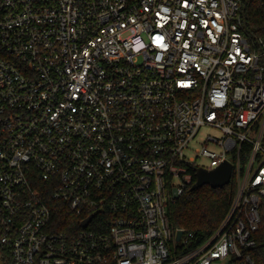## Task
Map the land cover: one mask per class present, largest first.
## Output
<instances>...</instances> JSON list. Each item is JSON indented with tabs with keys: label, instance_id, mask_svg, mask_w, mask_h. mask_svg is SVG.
Wrapping results in <instances>:
<instances>
[{
	"label": "built area",
	"instance_id": "obj_1",
	"mask_svg": "<svg viewBox=\"0 0 264 264\" xmlns=\"http://www.w3.org/2000/svg\"><path fill=\"white\" fill-rule=\"evenodd\" d=\"M243 1L0 0L2 264H257L264 43ZM204 126L222 137L193 148ZM226 162L229 212L193 245L169 209Z\"/></svg>",
	"mask_w": 264,
	"mask_h": 264
},
{
	"label": "trees",
	"instance_id": "obj_2",
	"mask_svg": "<svg viewBox=\"0 0 264 264\" xmlns=\"http://www.w3.org/2000/svg\"><path fill=\"white\" fill-rule=\"evenodd\" d=\"M246 1L247 3L245 0L243 2L246 6L247 32L254 39L264 43V0ZM191 187L185 191L177 203L171 205L169 220L174 228L184 229L187 234L192 233L193 245H197L212 236L226 217L236 193V181L233 178L230 184L218 189L205 185L191 191ZM50 203L54 206L56 202ZM64 213L61 210L62 216L54 215V220L59 223L56 228L58 230H63ZM261 214L263 220L256 234L258 246L251 252L257 264H264V201ZM0 256H2L1 251ZM3 262L9 264L4 258Z\"/></svg>",
	"mask_w": 264,
	"mask_h": 264
},
{
	"label": "water",
	"instance_id": "obj_3",
	"mask_svg": "<svg viewBox=\"0 0 264 264\" xmlns=\"http://www.w3.org/2000/svg\"><path fill=\"white\" fill-rule=\"evenodd\" d=\"M245 3H247L246 0ZM244 12H246V6L244 7ZM232 173H233V167L228 162L224 163L223 165H221L220 167H218L213 171L199 169L197 172V181L191 187V191L199 189L200 187H203L205 185H209L213 189L222 188L231 183ZM182 234L183 233L181 231L178 233V240L181 238ZM0 264H2L1 259H0Z\"/></svg>",
	"mask_w": 264,
	"mask_h": 264
},
{
	"label": "rangeland",
	"instance_id": "obj_4",
	"mask_svg": "<svg viewBox=\"0 0 264 264\" xmlns=\"http://www.w3.org/2000/svg\"><path fill=\"white\" fill-rule=\"evenodd\" d=\"M214 137V138H220L222 137V133L213 128V127H210V126H204L201 128L200 132H199V135L195 141V143L192 145L193 148H197V147H202L203 143L206 141L207 137ZM207 147L211 150H214V151H220L219 147L216 146L215 144H207ZM200 163L203 165V166H209L210 162L208 159H201L200 160Z\"/></svg>",
	"mask_w": 264,
	"mask_h": 264
}]
</instances>
